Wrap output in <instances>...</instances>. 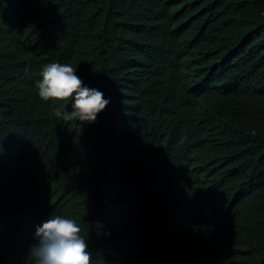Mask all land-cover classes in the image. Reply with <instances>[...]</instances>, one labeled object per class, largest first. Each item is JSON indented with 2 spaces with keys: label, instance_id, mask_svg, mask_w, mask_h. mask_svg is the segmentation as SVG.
<instances>
[{
  "label": "trees",
  "instance_id": "1",
  "mask_svg": "<svg viewBox=\"0 0 264 264\" xmlns=\"http://www.w3.org/2000/svg\"><path fill=\"white\" fill-rule=\"evenodd\" d=\"M53 62L96 121L39 97ZM53 215L92 264H264V0H0V264Z\"/></svg>",
  "mask_w": 264,
  "mask_h": 264
},
{
  "label": "clouds",
  "instance_id": "2",
  "mask_svg": "<svg viewBox=\"0 0 264 264\" xmlns=\"http://www.w3.org/2000/svg\"><path fill=\"white\" fill-rule=\"evenodd\" d=\"M37 89L44 101L74 96L73 110L63 116L67 120L94 122L98 113L110 103L101 90L85 85L70 64L53 62L45 65ZM56 115L61 116V113ZM81 231L75 219L51 216L37 227V242L29 250L32 264H92V252Z\"/></svg>",
  "mask_w": 264,
  "mask_h": 264
}]
</instances>
